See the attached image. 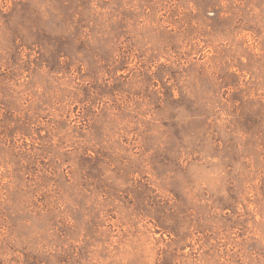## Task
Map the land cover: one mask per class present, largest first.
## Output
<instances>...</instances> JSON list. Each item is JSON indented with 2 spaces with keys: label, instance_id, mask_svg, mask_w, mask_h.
I'll return each instance as SVG.
<instances>
[{
  "label": "rangeland",
  "instance_id": "1",
  "mask_svg": "<svg viewBox=\"0 0 264 264\" xmlns=\"http://www.w3.org/2000/svg\"><path fill=\"white\" fill-rule=\"evenodd\" d=\"M0 264H264V0H0Z\"/></svg>",
  "mask_w": 264,
  "mask_h": 264
}]
</instances>
